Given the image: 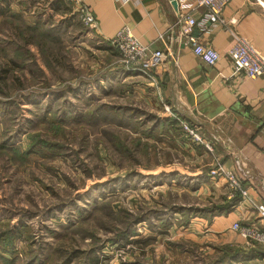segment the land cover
<instances>
[{"label":"rangeland","instance_id":"obj_1","mask_svg":"<svg viewBox=\"0 0 264 264\" xmlns=\"http://www.w3.org/2000/svg\"><path fill=\"white\" fill-rule=\"evenodd\" d=\"M28 2L0 0V245H12L0 253L14 264L227 263L223 244L183 229L188 209L209 206L179 191L200 166L185 160L193 141L178 123L164 138L145 132L171 107L132 96L117 51L70 4L44 23Z\"/></svg>","mask_w":264,"mask_h":264},{"label":"crops","instance_id":"obj_2","mask_svg":"<svg viewBox=\"0 0 264 264\" xmlns=\"http://www.w3.org/2000/svg\"><path fill=\"white\" fill-rule=\"evenodd\" d=\"M30 1L26 11L38 22L47 23L54 15L66 17L71 10L62 0H43L45 8L41 10L42 0ZM84 2L95 19V27L86 29L99 42L111 47L109 40L120 27L127 25L149 49L171 53L153 70L152 77L135 74L124 67L116 70L123 74L124 80H136L132 96L155 110L160 104H167L172 112L164 118L173 115L188 122L211 144L212 151L208 152L202 145L192 142L195 146L191 147L183 142L190 149V157L185 160L192 164L198 162L200 166L185 176L194 181L193 189L183 186L179 191L187 190L191 196L208 202L209 199L220 200L226 185L224 179L211 177L210 171L216 167L237 173L242 178V186L248 189V199L239 200L226 211L193 215L183 229L192 237H205L215 244H245L228 227L234 221L259 225L253 206L264 203V194L257 183L258 179L264 180V76L250 79L232 74L225 52L234 42L235 33L264 52V0H231L223 10L221 22L208 23L205 31L194 27L192 35L220 53L221 58L214 66L204 64L193 54L175 24L177 14L186 9H191L196 20L202 17L204 9L196 7L194 0ZM66 18L64 24L70 27L71 21ZM163 126L170 135L176 132L175 123ZM163 126H157L162 133ZM165 136L164 133L162 138ZM236 158L252 170L255 175L252 179L241 175ZM172 174L175 178L182 177L179 172ZM246 262L263 264L264 259Z\"/></svg>","mask_w":264,"mask_h":264},{"label":"built area","instance_id":"obj_3","mask_svg":"<svg viewBox=\"0 0 264 264\" xmlns=\"http://www.w3.org/2000/svg\"><path fill=\"white\" fill-rule=\"evenodd\" d=\"M126 1V0H124ZM231 0H194L196 7H202L204 13L196 20L191 9L181 11L176 16L175 24L179 26V32L186 39L193 54L204 64L214 66L221 58L220 53L212 46L202 44L198 37L192 35L195 26L205 31L208 23L221 22L224 8ZM70 4L81 23L87 28L95 27V19L84 0H64ZM111 46L116 49L120 56L123 67L135 74L152 77L153 70L161 65L167 56L160 49H149L133 35L127 25L120 27L109 40ZM225 55L230 60L232 74H242L247 78L256 79L264 76V52L258 51L251 42L236 34L234 42L227 49ZM185 135L198 145H202L208 152L212 151L211 144L196 131L188 122L174 117ZM211 177L224 179L226 188L233 195H239V200L248 199V189L242 186V178L232 170L216 167L210 171ZM253 209L257 215L259 225L250 223L243 224L234 221L228 229L231 233L243 239L245 244L258 243L264 245V203L254 204Z\"/></svg>","mask_w":264,"mask_h":264},{"label":"trees","instance_id":"obj_4","mask_svg":"<svg viewBox=\"0 0 264 264\" xmlns=\"http://www.w3.org/2000/svg\"><path fill=\"white\" fill-rule=\"evenodd\" d=\"M116 50V49H115ZM118 53V52H117ZM112 110L116 109V107L111 108ZM148 119H152V123L149 125V128L146 129L147 135H152L154 130L159 125L162 127L165 123L171 124L175 123L177 124L178 121L173 117L171 119L169 118H161L157 117L155 115L151 116ZM149 136V135H148ZM173 172H170V174ZM131 175V174H128ZM240 197L239 195H234L231 199H226L225 196L221 197V199L217 202L212 201L209 199V206H204L201 208L196 207L195 209H188L189 211L194 212L193 215H199L204 213L212 214L213 212H217L219 210H229L233 207L234 204H236L239 201ZM222 201V202H221ZM181 210V209H179ZM190 215V216H193ZM131 233V232H130ZM129 234L128 231H126L125 236ZM5 244H1L0 248L8 253L12 252V245L9 247H6ZM223 251L225 256H227L228 262L225 264H234V262L239 261L240 258L244 257V259H264V246L262 244L258 243H249V244H223L219 247H217ZM248 257V258H245ZM0 261L2 264H14V260H12L10 257H8L6 254L0 253Z\"/></svg>","mask_w":264,"mask_h":264},{"label":"water","instance_id":"obj_5","mask_svg":"<svg viewBox=\"0 0 264 264\" xmlns=\"http://www.w3.org/2000/svg\"><path fill=\"white\" fill-rule=\"evenodd\" d=\"M236 166L238 168V171L241 173V175H243L247 179H252L255 176V175H253L252 170L242 160H240L238 158H236ZM257 183H258V186L260 187V189L262 190V192L264 194V180L258 179Z\"/></svg>","mask_w":264,"mask_h":264}]
</instances>
